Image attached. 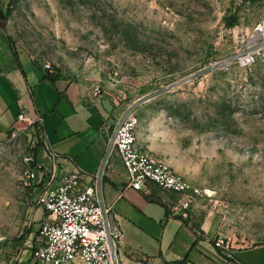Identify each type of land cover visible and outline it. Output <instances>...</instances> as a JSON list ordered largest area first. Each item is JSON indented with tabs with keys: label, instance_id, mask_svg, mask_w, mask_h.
I'll list each match as a JSON object with an SVG mask.
<instances>
[{
	"label": "rangeland",
	"instance_id": "1",
	"mask_svg": "<svg viewBox=\"0 0 264 264\" xmlns=\"http://www.w3.org/2000/svg\"><path fill=\"white\" fill-rule=\"evenodd\" d=\"M0 20L17 54L99 86L140 116L162 112L173 167L203 192L183 215L189 225L235 251L264 244V57L215 65L264 30V0H0ZM8 129L0 130V264H32L46 214L25 173L38 166L43 131L24 121ZM218 254L208 264L251 259ZM121 256V264H197Z\"/></svg>",
	"mask_w": 264,
	"mask_h": 264
},
{
	"label": "crops",
	"instance_id": "2",
	"mask_svg": "<svg viewBox=\"0 0 264 264\" xmlns=\"http://www.w3.org/2000/svg\"><path fill=\"white\" fill-rule=\"evenodd\" d=\"M53 73L17 54L8 41L6 24L0 20V130L23 121L42 127L44 145L36 150L38 166L33 169L39 184L36 190L57 186L66 172L80 173L84 183L90 182L100 169L107 138L123 111L105 92L96 96L94 86ZM20 113L24 120H18ZM160 114L150 111L140 116L136 140L141 148L172 165L174 153L167 145ZM103 181L105 200L113 206L112 222L121 232L120 256L131 251L150 259L181 260L196 243L191 261L208 264L217 260L219 254L211 242L214 233L192 228L179 211L175 194L167 192L177 197L171 199L155 185L143 191L127 188L118 156L113 157ZM238 252L251 254L249 263L237 257L242 264H254L260 255V264H264V244L241 249L236 255Z\"/></svg>",
	"mask_w": 264,
	"mask_h": 264
},
{
	"label": "built area",
	"instance_id": "3",
	"mask_svg": "<svg viewBox=\"0 0 264 264\" xmlns=\"http://www.w3.org/2000/svg\"><path fill=\"white\" fill-rule=\"evenodd\" d=\"M264 30L258 27L254 35L233 55L215 63L221 68L236 64L248 67L264 57ZM45 70L53 72L50 63ZM95 95L102 94L94 86ZM24 120V114L18 115ZM140 115L135 107L124 108L109 134L99 171L84 183L80 173L66 172L58 185L42 187L37 201L45 211L46 220L40 228L38 247L32 264H121L119 243L121 232L112 222L113 206L105 200L104 175L118 156L126 174V187L143 191L150 185L178 197L182 215L202 197V189L193 186L167 161L144 150L137 144L136 130ZM51 156L56 157L55 153ZM26 185L35 184L33 170L26 173ZM36 189V187H35ZM213 245L223 255L235 257L229 239L214 237Z\"/></svg>",
	"mask_w": 264,
	"mask_h": 264
},
{
	"label": "trees",
	"instance_id": "4",
	"mask_svg": "<svg viewBox=\"0 0 264 264\" xmlns=\"http://www.w3.org/2000/svg\"><path fill=\"white\" fill-rule=\"evenodd\" d=\"M53 74H56V72H54ZM8 130H9V129H8ZM35 167H36V165H35ZM211 242H212V240H211ZM212 243H213V242H212ZM195 246H196V243H194V244L192 245L190 251L187 253V255L185 256V258H184L183 260H189L190 252L195 248ZM181 261H182V260L177 261V262H181Z\"/></svg>",
	"mask_w": 264,
	"mask_h": 264
},
{
	"label": "water",
	"instance_id": "5",
	"mask_svg": "<svg viewBox=\"0 0 264 264\" xmlns=\"http://www.w3.org/2000/svg\"><path fill=\"white\" fill-rule=\"evenodd\" d=\"M108 102V100H106Z\"/></svg>",
	"mask_w": 264,
	"mask_h": 264
}]
</instances>
